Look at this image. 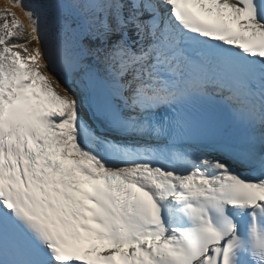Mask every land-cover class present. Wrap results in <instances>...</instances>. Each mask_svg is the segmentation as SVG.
<instances>
[{
	"label": "snow or ice",
	"instance_id": "6c2138e0",
	"mask_svg": "<svg viewBox=\"0 0 264 264\" xmlns=\"http://www.w3.org/2000/svg\"><path fill=\"white\" fill-rule=\"evenodd\" d=\"M8 5L0 264H264V0Z\"/></svg>",
	"mask_w": 264,
	"mask_h": 264
},
{
	"label": "bare ground",
	"instance_id": "6f19581e",
	"mask_svg": "<svg viewBox=\"0 0 264 264\" xmlns=\"http://www.w3.org/2000/svg\"><path fill=\"white\" fill-rule=\"evenodd\" d=\"M0 2H1V3H4L3 5H5V3L8 4V0H0ZM1 3H0V4H1ZM5 6H6V5H5ZM8 6H9V5H8ZM16 11H17L19 17H20L23 21H25V22L27 23V19L24 17V15H23V13L21 12V10H20L19 8H17Z\"/></svg>",
	"mask_w": 264,
	"mask_h": 264
},
{
	"label": "rangeland",
	"instance_id": "374dc122",
	"mask_svg": "<svg viewBox=\"0 0 264 264\" xmlns=\"http://www.w3.org/2000/svg\"><path fill=\"white\" fill-rule=\"evenodd\" d=\"M0 3H1V2H0ZM3 4H4V3H1V4H0V8L5 7V5L8 6V4H6V3H5V5H3ZM15 11H16V9H15ZM16 12H17V11H16ZM17 14H18V13H17ZM20 19H21V18H20ZM21 21L24 23L25 27H27L26 22L23 21L22 19H21Z\"/></svg>",
	"mask_w": 264,
	"mask_h": 264
}]
</instances>
